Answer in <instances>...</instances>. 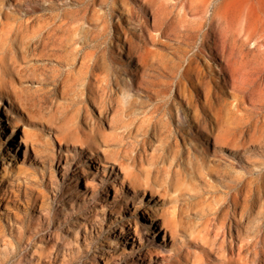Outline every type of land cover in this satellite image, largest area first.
<instances>
[{
  "label": "rangeland",
  "instance_id": "374dc122",
  "mask_svg": "<svg viewBox=\"0 0 264 264\" xmlns=\"http://www.w3.org/2000/svg\"><path fill=\"white\" fill-rule=\"evenodd\" d=\"M32 1L29 9L20 6L23 18L65 17L67 23L60 32L62 43L44 55L37 53L32 42L27 43L22 34L18 44L15 41L8 47L2 46L0 39V56H3V65L8 68L9 75L16 78V87L25 89L37 100V105L29 111L23 110L15 104L12 95L0 88V264H218L208 261V248L203 251L193 245L185 233L172 235L158 226L162 212L169 206L164 198L151 196L148 191L143 196L134 195L127 182L123 186L116 183L119 189L116 195L111 184L122 176L121 170L116 164H100L97 154L85 145L81 147L76 142L77 134L71 130L76 122L84 125L87 113L96 121L101 118L99 110L91 103L82 105L79 102L82 83L87 79L81 66L82 58L94 60L102 67V74L110 78L116 75L122 84L128 80L120 67L121 63L126 64L125 53L119 55L113 48L115 36L130 39L131 45L147 44L152 50L145 69L137 76L148 88L180 77L187 58L200 47L196 35L189 42L191 44L177 36L181 25L176 23V18L182 10L180 12L178 5L172 7L170 18L175 28L160 34L148 23H143L144 19L149 22L150 17L139 5V0H125L124 5L117 0ZM185 1L201 5L207 0ZM2 3L0 0V11L6 9ZM217 4L223 12L224 3ZM244 7V12L248 13L249 5ZM18 8L11 7L8 11L14 17L18 15ZM192 19V16L187 17L188 22H196ZM223 25L224 22L216 25L219 38L224 33ZM253 33L257 36L255 41H248L244 50L251 49L249 55L246 54L239 64L246 66L243 69L258 59L250 54L255 53L252 48L256 41L262 40L259 49L264 51V32L254 30ZM226 48L225 57L218 55L214 61L206 56L200 58L204 72L213 81L221 82L226 76L225 67L233 66L232 51L235 50H228L229 55ZM251 56L253 59L248 60ZM226 74L229 77L230 72ZM252 76L246 72L237 80L251 81ZM253 86L249 89L246 105L236 106L240 103L238 93L224 97L226 102L222 108L224 113L228 112L229 122H235L238 115H246L245 109L258 106ZM121 89L125 94L130 90L122 86ZM129 94L132 93L129 91ZM134 97L146 104L160 101V97L149 100L141 93ZM176 102L182 109L189 110L188 92L176 98ZM140 109L135 106L132 111H119L108 124L100 121L107 149L113 156L120 155V158L119 149L124 147L131 154L145 149L156 155L154 161L167 166L170 151L177 145L184 172L180 175L170 173L167 180L175 191L173 195L181 193L178 203L190 222L213 218L218 207L229 199L230 194H224L223 187L232 181L235 185L245 183L250 188L246 209L240 215L244 224L251 230L257 225L264 227V140L233 150L219 145L213 151L210 140L207 142L209 152L203 155L200 150H193V142L177 138L163 143L155 132L153 120L144 118ZM62 132L68 133V141H58L56 136L61 137ZM196 145L199 144L196 142ZM160 153L166 161L159 158ZM99 156L101 158L102 154ZM227 159L233 161L230 166ZM188 164L196 169H191V174L187 171ZM149 215L154 220L145 233L141 230L143 218ZM113 222L118 232L114 231ZM154 231L156 237L150 244ZM258 264H264V260L259 258Z\"/></svg>",
  "mask_w": 264,
  "mask_h": 264
},
{
  "label": "bare ground",
  "instance_id": "6f19581e",
  "mask_svg": "<svg viewBox=\"0 0 264 264\" xmlns=\"http://www.w3.org/2000/svg\"><path fill=\"white\" fill-rule=\"evenodd\" d=\"M14 1L3 0L2 3L3 7H6V9L0 11L2 46L8 47L10 43L13 44L15 41L18 44V40H22L19 38L22 34L25 40H28L27 43L32 42L37 53L44 55L49 49L51 50L62 43L60 32L67 23V18L56 19L54 16L45 17L40 15L25 16L23 18V14H21L22 7L20 6L23 5L26 9H29L32 7L33 1L22 0L17 4H14ZM117 1L122 5L125 4V0ZM213 2L207 0L201 5H196L197 3L188 4L185 0H173L172 2L170 0H139V5L145 14L150 17L149 22L144 19L143 23H148L153 31L160 34L175 28L176 24L174 25V21H171L170 14L172 7L178 5L177 7L180 12L182 10V13L177 15L176 18V23L181 25V30L178 34L176 33L177 36L182 38L183 42L189 43L196 35L200 39V47L187 58L186 64L181 69L180 77L162 82L160 88H148L144 83L137 80V76L139 72L145 69L147 58L152 50L148 48L147 44L139 42L131 45L130 39L115 36L113 48L117 49L119 55L125 53L126 64L121 63L120 67L127 75L126 79L128 80L123 82V86L118 76L114 75L113 78H110L108 74H102V67H98L97 62L91 59L84 61V58H82L81 66L84 73L87 74V79L82 83L79 102L82 105L91 103L95 106L99 110L100 121L104 120L106 124L111 122L117 112L132 111V107L138 106L142 109L144 118L146 116L149 120H153L155 132L163 143H170L177 138L185 142H193L195 143L192 146L193 150H200L203 155L209 152L207 142H210V140L212 141L210 149L212 151L219 145H226L230 150H233L242 148L247 143H262L264 140V114H262L264 111V51L259 49L262 40L256 41L252 48L255 53H250L254 54L255 57L257 56L258 59L249 65L247 69H243L244 65L242 64L241 67L239 64L251 50L248 49L247 52H244L246 44L252 39H254L252 41H255V37H257L256 32L253 33V31L258 30L262 34L264 32V0H215ZM216 3H224L223 12H221L222 7L217 4V8ZM246 4L249 5L248 13L244 12ZM11 7H19L17 10L18 15L14 17L11 15V12L8 11ZM26 9L25 11H27ZM188 16H192L196 22L194 19H192L194 23L188 22ZM219 22H224V30L222 31L224 33L220 34V37L222 35L221 38L217 37L219 34H216L218 32L216 25ZM262 34H259V36H262ZM123 36H125L124 33ZM219 44L221 45L220 51L218 50ZM233 46H235V49ZM225 48L227 51L235 50L234 52L231 50L235 60L233 66L230 65L231 67H229L228 65L223 70L226 76V72H230L229 77L225 76V79L221 82H216L204 72L200 64V58L203 59L206 56L214 61L218 58V55L225 57ZM8 49L13 54V48ZM75 52L76 55L77 51ZM230 58L232 59V57ZM249 58L253 59L252 56L248 57V60ZM131 67H134L132 68L134 70ZM244 67L246 68V66ZM246 72L253 75L251 81L244 80L242 82L237 80L240 74ZM9 74L8 68L6 69L3 65V56H0V88L4 93L14 97L15 104L20 109L29 111L28 109L37 105L35 96L32 97V94L26 93L25 89L17 88L16 78L14 79V76L12 77V74ZM253 84L256 90L254 99H256L258 106H254L253 109L241 107L245 109L247 114L244 116L238 115L235 122H229L226 115L228 112L224 113L222 108V105L226 102L224 97L238 93L240 103L237 102L236 106L246 105L249 103V89ZM121 86L124 89L129 88L132 94H129V91H127L128 94H125ZM186 92H188L189 110L182 109L180 104L176 102V98L185 95ZM136 93L143 94L149 100L152 98L157 100L160 97V101L146 104V101H137L134 97ZM119 95H122V97ZM86 115L84 125L82 126L76 122L71 130L77 134L76 142L81 147L85 145L97 154L96 158L100 164L102 162L116 164L121 170L122 176H119L111 184L116 195L119 194L116 183L119 182V185L123 186L124 182H127L134 195L143 196L148 191L151 196L164 198V201L169 202V206L160 216L161 223L159 225L158 223L155 224L160 228L163 227L172 235L185 233L189 236V242H193V245L198 246L203 251L208 248L206 256L211 263L258 264L259 258L264 260V227L257 225L251 230L250 227L244 224L240 216L247 206L249 186L245 183L235 185L232 181H229L223 187V193L230 194V197L225 199V202L218 207L215 216L197 222H190L187 218L188 215L184 214L183 208L178 203L181 193L178 191L176 195H173L175 191L171 190L167 180L170 173L180 175L184 172L181 167L183 161H181L182 156L178 146L175 145L173 150L170 151L168 161L164 160L161 153L159 154V158L166 161L167 166L162 165L164 162L154 161L156 155L148 153L145 149L131 154L129 149L124 147L119 149L122 154L120 158V155L118 157L113 156V153L111 154L110 150L107 149L104 138L105 132L102 129L101 122L90 117L91 115H88V113ZM56 137L58 141H62V139L69 140L66 132L61 134V137ZM196 142L199 145H196ZM99 154H102L101 158ZM227 163L230 166L233 161L227 159ZM187 167L189 174L192 173L191 169L196 170L191 164H188ZM143 219L144 227L141 230L146 233V228H150L149 226L154 219L150 215ZM113 228L114 231L118 232L114 222ZM260 232L261 234L258 235ZM152 234L150 244H153L156 231ZM104 264L106 263L104 262Z\"/></svg>",
  "mask_w": 264,
  "mask_h": 264
}]
</instances>
